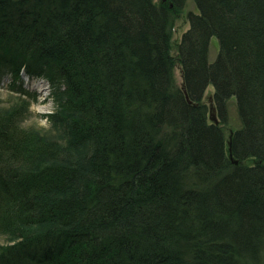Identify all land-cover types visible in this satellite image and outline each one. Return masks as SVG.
Masks as SVG:
<instances>
[{
  "label": "trees",
  "instance_id": "16d2710c",
  "mask_svg": "<svg viewBox=\"0 0 264 264\" xmlns=\"http://www.w3.org/2000/svg\"><path fill=\"white\" fill-rule=\"evenodd\" d=\"M193 1L175 55L187 0H0V75L50 83L65 141L0 105V264H264V0Z\"/></svg>",
  "mask_w": 264,
  "mask_h": 264
},
{
  "label": "rangeland",
  "instance_id": "374dc122",
  "mask_svg": "<svg viewBox=\"0 0 264 264\" xmlns=\"http://www.w3.org/2000/svg\"><path fill=\"white\" fill-rule=\"evenodd\" d=\"M156 5L165 2L166 0H153ZM198 14L199 10L193 0H187L184 9L176 13L174 16V28H173V54H177V45L181 42L182 37L190 29L189 14ZM220 52V45L217 37L211 39L209 45V62L213 63L218 57ZM175 80L176 85L182 88L183 77L181 68L179 65L175 68ZM13 78L11 75H0V105H9L20 100H26L29 104V116L27 120L23 123V126L29 129H35L41 136L47 140L57 141L62 145L65 143L64 136L53 127V123L49 121L48 116L56 112V105L53 98V90L50 83L44 79H31L28 77H23L22 80H17L15 82L16 87H21L22 89L10 88ZM22 90V91H21ZM29 92L24 93L23 92ZM215 88L214 86H209L203 95V103L207 105L209 111V122L213 124L211 120L212 109L215 110V119L218 121L217 125H220L221 119L219 117V112L217 105L214 101ZM4 102V104H3ZM9 103V104H6ZM227 117L228 122L224 124L223 130L225 134L226 143L229 145L231 143L230 139L232 134L242 127V122L238 114V104L235 97H232L226 102ZM212 113V114H211ZM215 124V123H214ZM230 148V146H229ZM228 150V147H227ZM230 151V150H229ZM253 161H248L250 165ZM2 244H6V240L0 239Z\"/></svg>",
  "mask_w": 264,
  "mask_h": 264
},
{
  "label": "water",
  "instance_id": "95a60500",
  "mask_svg": "<svg viewBox=\"0 0 264 264\" xmlns=\"http://www.w3.org/2000/svg\"><path fill=\"white\" fill-rule=\"evenodd\" d=\"M213 113V114H212ZM212 116H211V120L215 123L218 124V121L215 119V110L212 109ZM229 146H231V143H229ZM237 164V162H235Z\"/></svg>",
  "mask_w": 264,
  "mask_h": 264
}]
</instances>
